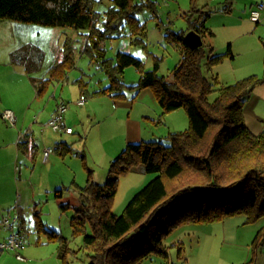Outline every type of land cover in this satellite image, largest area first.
Segmentation results:
<instances>
[{"label": "trees", "instance_id": "1", "mask_svg": "<svg viewBox=\"0 0 264 264\" xmlns=\"http://www.w3.org/2000/svg\"><path fill=\"white\" fill-rule=\"evenodd\" d=\"M100 2L0 0V20L78 32L84 41L78 57H86L88 65L102 75L96 80L95 91L89 90L92 74L82 72L75 80L85 101L100 95L122 99L125 90L134 91L136 96L139 91L149 89L160 109L157 122L168 113L183 110L188 126L184 131L169 133L164 138L166 143L159 140L128 144L110 161L107 178L101 184L94 181L93 171L87 168L84 186H74L79 201L59 202L62 212H73L69 224L72 235L83 238L79 249L67 247L60 233L48 229L41 221L37 220L36 230L45 232L50 241L59 239L65 244L63 261L82 251L87 264H137L152 255L166 257L163 239L180 224L211 223L234 214H245L246 223L264 218V132L253 134L243 116L245 99L262 80L248 76L220 85L216 76H205L204 72L211 71L225 57L233 56L229 48L225 53L212 55L211 47L207 50L204 45L196 50L187 47L184 36L191 30L202 39L213 36L205 26L209 15L192 8L186 14L188 29L171 35L180 49L171 80L157 75L161 60L157 57L149 70L141 60L122 51L108 57L107 42L120 38L128 39L130 45L146 46L147 30L137 14L149 7L154 12L155 7L150 0H108L109 6L99 11L96 7ZM195 14L198 16L192 19ZM67 40L60 49V58L41 80L37 96L48 84L67 80L68 73L77 69L76 50ZM11 60L16 64L13 56ZM128 67H134L140 75L132 85L123 80ZM213 92L217 96L210 102L208 97ZM52 151L74 154L86 166L84 150L57 143ZM136 166H142L152 177L116 216L111 208L119 179ZM62 193L58 189L53 195L61 200ZM263 245L264 224L252 240V255Z\"/></svg>", "mask_w": 264, "mask_h": 264}, {"label": "rangeland", "instance_id": "2", "mask_svg": "<svg viewBox=\"0 0 264 264\" xmlns=\"http://www.w3.org/2000/svg\"><path fill=\"white\" fill-rule=\"evenodd\" d=\"M154 5V12L145 8L143 11L137 14V18L140 23H145L147 30L146 33V46L138 47L129 44V40L126 38H120L115 41L107 42L106 47L108 49V57H114L117 51H122L126 54L132 55L143 62L146 70L152 69L154 58L157 57L160 60V67L157 72L158 76H164L171 80L172 71L180 59L179 45L173 39L172 34H179L185 32L188 27V21L186 18V12L188 3L190 0H150ZM205 0H194L197 5H202ZM202 3V4H201ZM109 6L108 0H102L98 3L97 9L104 11ZM199 7V6H198ZM235 12V10H233ZM196 16V15H194ZM218 13L213 14L208 20V26L215 34L214 39L205 36L203 38L204 49L207 50L210 45L213 46V52L215 54L226 51V45L233 43L231 41L225 42L226 31L223 30V26L232 25L234 20L235 25L238 26V17L245 20L244 15L238 16L236 11L233 17H222ZM194 19V17H192ZM225 19L228 20L225 22ZM259 28V27H258ZM256 29L254 24L247 25L243 23L237 32L233 35H241L234 44L235 54L233 60L229 57H225L218 65H216L211 71L204 72L206 77L211 74L218 77V81L221 84H232L235 81L246 78L247 76H256L257 79L264 80V41H259L258 32L256 34H250V32ZM230 31L233 29L230 28ZM67 41L76 50L77 66H82L85 74H92L91 80L94 83L97 79L102 77L101 73L95 71L93 67L88 65V59L86 57H78L79 49L83 45V37L71 28L60 27H48L34 23H21L13 20L2 19L0 20V70L6 66L8 60L13 56V60L16 61L17 67L28 69L32 79L41 77L42 72H45L50 66L60 58V49L63 46V42ZM211 39H213L211 41ZM252 48L247 49L246 47ZM212 48V47H211ZM15 68V67H14ZM13 68V69H14ZM26 68V69H25ZM79 69L71 70L69 74V81L71 77L77 74H81ZM3 72L0 71L2 77ZM79 76V75H77ZM139 72L134 67H128L124 73V82L127 85L135 84L139 79ZM21 77L16 79V86H13V93L15 92L18 97L24 95L22 93ZM28 80V79H27ZM30 82V81H29ZM31 84V92L34 93V86ZM55 84V82H54ZM69 82L65 90H62L63 97L67 95L69 91L68 87L71 86ZM53 90V87L50 91ZM154 95L152 91H149ZM7 92H2V97L10 98ZM264 94L263 89H256L252 95L245 99L243 104V116L246 126L249 130L258 135L263 132L264 129ZM217 94L211 93L208 99L210 102L214 101ZM139 102V100L137 101ZM147 103H150V96L147 98ZM99 109V106L98 108ZM136 110V107H135ZM184 112L183 110H181ZM185 113V112H184ZM174 120H165V117L160 118V122L151 124V127L147 128V142L159 141L167 142L164 138L169 133H173V129L177 127L187 129V124H181V120L177 117L178 113H174ZM181 114V113H180ZM99 116V115H97ZM186 116V114H185ZM118 115L113 117L93 118L91 115L85 114L80 117L79 121L74 126L75 135L69 138L68 143L73 144L75 149L84 148L85 161H88L91 167L101 166L103 148L110 147L116 139L117 132L119 131ZM187 122V121H186ZM184 125V126H182ZM7 128L11 126L5 123ZM72 128V127H71ZM39 130L35 135L36 145L42 147V142L39 140ZM55 134L51 129H47L46 136ZM163 138V139H162ZM103 144V146H102ZM89 152H91L92 157ZM20 161L18 167L23 174L29 172L30 167L25 162ZM84 165L83 161H80ZM96 165V166H95ZM27 166V167H26ZM40 172V171H39ZM126 176V177H125ZM132 173L121 176L118 194L112 204V214L118 216L122 213L126 204L132 199L136 191H139L152 177L146 179L138 186V190L132 192L133 185L129 186L130 178L136 177ZM136 179V178H135ZM136 181V180H134ZM26 187V184H23ZM26 193V192H25ZM134 193V194H133ZM51 199L48 201L46 197H42L41 200L35 202V207L26 206V198L20 200V196H16L14 205L19 208H23L25 212L24 219L28 226L27 232L24 231L26 240H35L38 236H41V240L48 238L45 232H36L35 223L41 221L45 223L48 229L59 232L60 236L65 239L67 247L71 249H79L82 246V236H73L72 228L69 221L73 215L71 210L62 212L58 209L57 204ZM32 208V209H31ZM38 215H35V214ZM15 223V222H13ZM264 224V218H259L256 221L246 223L245 214H234L227 216L221 220L211 223H183L172 229V231L164 237L163 246L167 252L166 257L160 255H152L149 258L138 262L137 264H219L218 262L226 257L230 256L229 248L230 243L244 242L246 236L244 231L252 228L255 234ZM15 229H18V224H14ZM30 231V232H29ZM59 240V239H58ZM252 258L254 257L251 254ZM259 256H261L259 254ZM264 257V253H262ZM71 261V262H70ZM70 264H87L84 253L81 251L76 259H70Z\"/></svg>", "mask_w": 264, "mask_h": 264}, {"label": "crops", "instance_id": "3", "mask_svg": "<svg viewBox=\"0 0 264 264\" xmlns=\"http://www.w3.org/2000/svg\"><path fill=\"white\" fill-rule=\"evenodd\" d=\"M261 1L264 0H205L203 4L201 3L202 5H197L194 3V0H190L188 3L189 9L184 13L187 14L191 8L194 11L201 10L203 13H207L209 16L206 19L205 26L210 31L211 28L207 24L209 23L208 19L213 14L218 13L220 15H225L222 17H233L234 13L237 11L238 16L244 15L245 20L238 17V26H234V20L232 25L223 26V30L226 31L225 42H233L226 45V50L229 48L233 56L229 59L233 60L235 54H237L234 50V44L241 39V35H233L232 33L237 32L243 23L247 25L254 24L256 29L250 32V34L253 35L258 32L259 41H264V11L261 13L260 23H253L249 20V11ZM233 10H235V12H233ZM197 16L198 15L194 16V18ZM226 21L228 20L225 19V22ZM230 28L233 29V31H230ZM214 36V33L212 37L207 35V37L213 39ZM213 39H211V41ZM210 47H212L213 52V46L210 45ZM246 48L250 49L252 46ZM5 65L3 70H0L3 72L2 77L0 75V242L6 240L12 233H19L24 236V231L27 232L28 226L23 216L25 212H23V208H16L14 205L17 195L20 196V200L25 196L26 206H32L33 208L35 207V202L41 200L43 196L46 197L48 201L52 199L54 203L57 204L58 209L60 201L77 203L79 201L78 192L74 186H84L87 178V168L93 171L92 175L96 183H103L107 178L110 161L128 144H136L150 138L147 137L148 135L146 134L147 128H152L151 124H154L155 119L158 120L160 115V109L156 99L155 97L154 99L152 98L153 96L151 92H149L151 91L149 89L139 91L136 96L134 91L125 90V98L122 99H114L109 95L93 96L87 98L82 106H78L76 101L80 98V91L78 85L74 82L81 76L82 72H84L82 66H79V63L77 67V69L81 71V74H77L79 76L74 75L71 77V81H69L70 78L68 74L67 80H57L55 84L54 82L48 84L40 96H37V91L41 86V80L44 77L46 78L47 70L42 72L40 78L32 79L30 73L23 68L17 67L16 64H13L11 58ZM210 76L214 75L211 74ZM19 77H21L20 88L23 90L22 93L25 91L24 95L20 97H18L15 92L13 93V86H16V79H19ZM69 82H71L72 85L68 87L69 91L67 95L63 97L64 91L62 92V90L67 88L66 85ZM30 83L34 86V93L31 92L32 88ZM103 84L105 85L106 82H103ZM220 85L229 84L220 83ZM52 87L53 90L50 91ZM257 88L259 90L264 88V80L253 88L250 95H252ZM97 89V81L92 83L91 80L89 90L95 91ZM2 92L9 93L8 95L10 98H3ZM261 95L262 99H264V94ZM148 96H150L149 104L147 103ZM138 100L139 102H137ZM60 102H65L67 104L68 108L64 114V120L67 126L72 127L73 132L72 134H64L55 133L51 130L56 136L48 135L45 137L47 129H51L47 125L48 121L56 111ZM98 106L99 109H97ZM5 109L12 110L15 114V124L10 128L5 126V122L1 118V112ZM174 113H178L177 117L181 120V124H184L185 121V125L187 124L186 126H188L187 116H185V113L181 110L168 113L163 117H165V120L173 121L175 116H170L175 115ZM84 114L86 116L91 115L93 118L97 119L101 116L113 117L116 116V114L119 116V131L112 145L106 149L103 148L102 161L100 162L101 166L91 167L88 161H85V166V164H81L80 161L82 160L78 156L74 154L61 155L56 151H52L45 158L43 151L48 148H54L57 143H65L75 149L74 145L72 143L69 144L67 140L75 135L74 126L78 124L77 122ZM37 130H39V140L43 143L41 148L36 145L37 143L35 141ZM181 130L183 129L179 127L173 129L174 132ZM75 150L81 151L84 150V148ZM89 154L92 157L91 152H89ZM20 161L25 162L24 165L27 164L28 167H30L27 174H23L18 167ZM130 173L137 175L129 180L128 187L133 185L131 189L132 192L138 190L134 188H138L142 182L150 177L145 173L142 166L132 168L128 174ZM122 178L120 177V180ZM23 184H26V187L23 186ZM58 189L63 190L61 200L56 199L53 195V192ZM5 216H8L12 223L10 229H4L2 227L1 221ZM16 223L18 224V229L14 227ZM36 232L38 231L36 230L35 233ZM244 234L246 240L239 243H230L231 247L228 249L230 256L220 260L218 262L219 264H264V257L262 256V253H264V245L256 251L252 258L251 243L255 237V232L251 228L244 231ZM64 245L65 244L58 239L50 241L46 238L41 240V236L37 234L35 240L29 241L25 239L22 248L18 250V253L24 258L23 260H19L16 257L15 251H3L0 252V264H70V259H76L77 255H71L63 261L61 253ZM259 254L261 256H259Z\"/></svg>", "mask_w": 264, "mask_h": 264}, {"label": "built area", "instance_id": "4", "mask_svg": "<svg viewBox=\"0 0 264 264\" xmlns=\"http://www.w3.org/2000/svg\"><path fill=\"white\" fill-rule=\"evenodd\" d=\"M264 11V1L258 2L250 11H249V20L253 23L261 22V13ZM85 102L84 97H80L76 104L78 106H82ZM67 111V105L63 102H60L56 108V111L51 116L48 121V126L55 133H64V134H72L73 129L67 126L64 120V114ZM2 120L10 125L14 126L15 124V114L12 110L5 109L1 112ZM52 152L51 148L45 149L43 151V155L46 158ZM2 227L4 229H10L12 227V223L10 222V218L5 216L1 221ZM25 243V237L21 234L12 233L10 234L6 240L0 242V252L3 251H15L16 257L19 260H23L24 258L18 253V250L22 248Z\"/></svg>", "mask_w": 264, "mask_h": 264}, {"label": "water", "instance_id": "5", "mask_svg": "<svg viewBox=\"0 0 264 264\" xmlns=\"http://www.w3.org/2000/svg\"><path fill=\"white\" fill-rule=\"evenodd\" d=\"M184 42L191 50H196L203 45L201 36L192 30L186 33V35L184 36Z\"/></svg>", "mask_w": 264, "mask_h": 264}]
</instances>
